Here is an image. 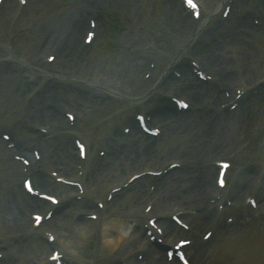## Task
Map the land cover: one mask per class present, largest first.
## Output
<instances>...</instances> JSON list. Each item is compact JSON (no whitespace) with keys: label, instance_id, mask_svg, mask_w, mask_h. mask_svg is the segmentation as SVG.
Masks as SVG:
<instances>
[{"label":"rangeland","instance_id":"1","mask_svg":"<svg viewBox=\"0 0 264 264\" xmlns=\"http://www.w3.org/2000/svg\"><path fill=\"white\" fill-rule=\"evenodd\" d=\"M174 1L28 0L27 5L20 7L16 0H5L0 5V133L10 132L13 140V146L9 148L0 136V212H7L9 208L19 212L16 219L10 216V212L5 213L7 221L0 217V224H8L0 229V252L3 254L0 264H51L50 261L47 263L51 248L47 247L44 237L30 234L32 209L21 198L26 199L20 192L23 178L20 169L23 165L14 158V154L19 151L31 157V149L37 147L41 158L33 161L34 164L49 173L56 169L75 174L77 160L72 158L74 151L72 155L69 152L65 154L66 148L73 146L74 135L87 142L86 168L89 174L94 158L99 155V147L104 151L101 173L106 165L111 164L112 173L109 172L107 178L97 174L96 184L91 182L96 178L91 175L85 177L86 202L125 180L132 170L127 167L123 170L127 162L136 163L133 169L138 170L157 167L172 157L186 160L184 167L169 171L163 178L144 175L116 191L105 207L110 219L116 217L123 221L125 215L146 210L147 202H152L153 207L156 202L158 211L167 212V215L172 212L169 210L186 206L188 212L183 219L192 224V230L176 233L172 242L189 236L195 244H202V232L215 220L221 223L212 239L202 241L205 245L195 256V251L191 254L192 264H264V215L258 208L245 206L243 201L257 175L245 166H264V123L259 120L264 91L244 99L237 107L235 114L244 116L245 127L240 125L241 120H233L235 114L228 117L229 111L224 108L221 114L215 111L223 98L212 99L209 93L212 84L223 95L226 88L230 90L237 84L246 83L243 78L247 74L255 79L264 72V0H236L227 19L220 18L218 12L208 11L203 21H194L191 15L187 17L180 10L176 15L187 19V23L180 24L179 20L174 24L177 19H173L171 32L162 35L159 40L162 43L159 44L156 41L158 34H163L169 27L166 19L174 12L171 11ZM100 10L102 14L97 15ZM90 16L98 22L95 41L80 52L68 50L72 58L66 63L59 49L53 46L57 44L58 35L76 30L78 21L85 18V26L80 28L77 36L81 42ZM105 17L109 21L105 20L104 25ZM113 19L116 20L117 31L111 30ZM44 42L49 45L41 50ZM65 42L64 48L67 49L76 39ZM248 51L251 55L246 57ZM50 53H54L56 59L45 63L50 79L42 80L40 77L41 86H27L24 72L19 73L15 67H10L16 64L15 59L28 61L34 57L36 60ZM188 54L207 63L213 76L212 84L183 69L186 67L180 61L189 58ZM8 57L13 60L6 61ZM173 61L179 75L172 73V76L163 78L165 68ZM148 63L152 64L151 69ZM59 71L76 73L90 81L104 79L101 82L108 81L110 91L99 99L75 85L74 88L64 87L68 84L64 81L53 84L52 74ZM93 73L98 78H93ZM161 93L185 97L191 106L177 113L170 109L162 112L159 106L163 98L158 96ZM64 109H74L77 118L73 124L56 127L52 123L53 114ZM137 110H145L150 117L149 122L160 127L159 136L136 130L123 131L122 126L132 124V114ZM44 111L49 114L39 113ZM46 123L52 126L50 134L39 132L37 127ZM249 125L251 129L258 127V134H251ZM242 127L245 133L248 132V137L240 138L242 140L235 145L233 168L229 172L226 190L231 204L218 209L210 203V197L216 190L213 186L215 170L209 173L211 159L214 158V149L219 148L222 141L228 147L224 154L231 148L232 145L228 144L232 134L241 132ZM65 161L73 164L70 171L60 168L59 163ZM200 176L205 177L200 178L202 182L198 180ZM152 183L156 186L159 183L156 196L165 194L167 204H159L157 197L148 199L145 196L137 204L138 197L142 196L140 191L144 194ZM44 188L59 197L72 191L68 184L55 179ZM258 202L264 204V186ZM18 203L25 209L20 210ZM83 203L67 209L63 207L47 220L45 227L62 241L69 264H113L129 247L130 238L122 240L112 252L109 248L101 249L100 220L94 219L98 222L92 226L90 218L81 215ZM227 216H232V222L225 223ZM111 236L108 238H113ZM146 249L143 259L147 264H180L167 261L165 254L154 246ZM131 256L135 258V253ZM128 260L132 261L131 258Z\"/></svg>","mask_w":264,"mask_h":264},{"label":"bare ground","instance_id":"2","mask_svg":"<svg viewBox=\"0 0 264 264\" xmlns=\"http://www.w3.org/2000/svg\"><path fill=\"white\" fill-rule=\"evenodd\" d=\"M214 1L215 0H207V5L208 6H211L213 3H214ZM182 8V5H181V3L180 2H174V6L171 8V11H174L173 13H171L170 14V18L169 17H167V19H166V24H168L169 23V27L166 29L167 30V32L169 33V31H170V27H171V23H172V20L173 19H180V17L178 16V15H176V12H178V11H180V9ZM175 14V16L173 17V15ZM173 17V18H172ZM78 33V30L76 29V30H74V31H64V32H60V34L58 35V37H57V39H56V42H57V44H55V45H53V46H56L58 49H59V51H60V56H63V53L65 52V50H63V48H64V46H65V44H63V42H65L67 39H74V36H75V34H77ZM162 35H164V33L163 34H159V36L157 37V42L158 43H162V41H159V40H161V36ZM53 38V37H52ZM66 43V42H65ZM247 53H249L248 55L246 54L245 56L247 57V56H250L251 54H250V52L248 51ZM58 61H59V57H58ZM101 73H102V71H100ZM103 74V73H102ZM99 75V74H98ZM104 76V75H103ZM103 76H101V77H103ZM260 76H262V77H264V72H262L261 74H260ZM261 77V78H262ZM209 93H210V95H212L211 96V98L212 99H219V98H221V96H222V94H220L219 93V91L216 89V88H214V87H212V88H210L209 89ZM261 105H260V114H259V116L260 117H262V118H264V102H261L260 103ZM235 112L236 111H234V112H232L231 114H230V116L229 117H231V116H233L234 114H235ZM39 113H45V115L44 116H47L49 113L48 112H46V111H44V112H39ZM236 119H239V120H241V126H242V124L245 122V118H244V116H242V115H238V114H235V117H234V119L233 120H236ZM236 134H239L238 136H243V134H242V132H236L234 135H236ZM222 145H218V147L219 148H216V149H214V152L215 153H213V155H218L217 157H220V156H222V155H220L224 150H225V148H226V145L225 144H223V143H221ZM70 153V155H72V152H73V149L71 148V147H68V148H66V151H65V154L66 153ZM94 160H100V158L99 157H95V159ZM135 161L137 162V157H136V159H135ZM61 166H60V168L61 169H63V170H66L67 171V168H69V164L68 163H66V162H61V163H59ZM135 164L136 163H133V164H131V166H132V168L135 166ZM56 165V164H55ZM110 165L111 164H109V165H106V168H105V170H104V172H100L101 174H102V176H106V178L108 177V173L110 172ZM212 172V169L209 171V173H211ZM104 173H106V174H104ZM112 172H110V174H111ZM109 174V175H110ZM204 179L205 177H198V180H199V182H202L201 181V179ZM76 179L77 180H80V178L79 177H76ZM38 181L40 182V183H42V186H45V187H47L48 186V184H50V182L52 181L51 180V178H49V177H46V178H44V177H41V178H39L38 179ZM157 191V190H156ZM77 192V191H76ZM80 193V192H79ZM140 194L142 195V196H139L138 197V199H137V204H138V202H139V200L143 197V196H145L146 194L144 193H141V191H140ZM167 200V198H165V197H163L162 196V199H160V202L161 203H163L164 201H166ZM30 203H32V204H35L36 203V201L35 200H31L30 201ZM136 204V205H137ZM158 210H157V208H155V212H157ZM8 212H10V213H12V210L9 208V209H7V212H4V213H8ZM137 216V215H136ZM145 216V215H144ZM137 217H139V216H137ZM107 224H110V226H105L104 227V229H103V231H105V230H109V231H111V234H118V236L116 237V238H113V239H108V238H101V240H100V246H101V248H110V252H112V251H114L117 247H118V245L120 244V242L122 241V238H123V233H121L120 232V230L118 229V227H117V225H115L114 223H112V222H110V223H107ZM147 229V228H146ZM1 231V230H0ZM130 231V226H129V228H128V230L127 231H125L124 233H129V236H130V238H131V244H130V249H128V250H125L124 252H123V255H127V254H130L131 252H133V248L135 247V246H137V244H135L134 242L138 239V237H139V234H137L138 233V231H131V232H129ZM168 231V233H170V234H173V233H178L179 231H181V229L179 228V227H177V226H174V225H172V226H170V225H168V227H166V232ZM136 232V233H135ZM143 239H144V236H143ZM169 238H166V241L167 242H169ZM20 246H22V244H20ZM22 247H24V246H22ZM137 247H140V245H138ZM17 248H18V250H19V245L17 246ZM125 259V258H124Z\"/></svg>","mask_w":264,"mask_h":264},{"label":"snow or ice","instance_id":"3","mask_svg":"<svg viewBox=\"0 0 264 264\" xmlns=\"http://www.w3.org/2000/svg\"><path fill=\"white\" fill-rule=\"evenodd\" d=\"M188 2L191 4L192 3V0H188Z\"/></svg>","mask_w":264,"mask_h":264}]
</instances>
